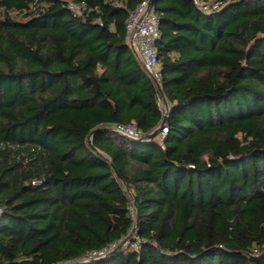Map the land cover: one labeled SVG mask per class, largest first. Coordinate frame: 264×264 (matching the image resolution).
I'll use <instances>...</instances> for the list:
<instances>
[{"label":"trees","instance_id":"1","mask_svg":"<svg viewBox=\"0 0 264 264\" xmlns=\"http://www.w3.org/2000/svg\"><path fill=\"white\" fill-rule=\"evenodd\" d=\"M73 1L0 0V264H264V0H153L157 80Z\"/></svg>","mask_w":264,"mask_h":264},{"label":"built area","instance_id":"2","mask_svg":"<svg viewBox=\"0 0 264 264\" xmlns=\"http://www.w3.org/2000/svg\"><path fill=\"white\" fill-rule=\"evenodd\" d=\"M194 2L203 10L218 7L217 2L205 3L198 0H194ZM68 6L74 14L80 13V5L73 0H69ZM127 32L129 45L140 58L150 76L157 80L159 77V60L156 42L160 37L159 20L157 12L149 0H143L134 10L130 11ZM165 115L167 116V111ZM114 129L135 139L143 137L142 131L135 124H116ZM167 131L168 128L164 126L161 133L166 134ZM119 243H112L100 250L91 251L83 260L102 257L117 247Z\"/></svg>","mask_w":264,"mask_h":264},{"label":"water","instance_id":"3","mask_svg":"<svg viewBox=\"0 0 264 264\" xmlns=\"http://www.w3.org/2000/svg\"><path fill=\"white\" fill-rule=\"evenodd\" d=\"M149 2L152 4L153 0H149ZM166 118L167 116L165 115L163 120L161 121V123L153 130L151 131L150 133L146 134L145 136L139 138V139H135V138H132L131 136L129 135H126L124 133H121L123 134L125 137L129 138V139H133V140H150L154 137H156L159 132L162 130V128L164 127V124H165V121H166ZM98 129H94L89 137V143L90 145L96 149V147L94 146L93 144V135L94 133L97 131ZM128 240H131V234H129L123 241H121L117 247H115L111 252L115 251L116 249L122 247Z\"/></svg>","mask_w":264,"mask_h":264},{"label":"rangeland","instance_id":"4","mask_svg":"<svg viewBox=\"0 0 264 264\" xmlns=\"http://www.w3.org/2000/svg\"><path fill=\"white\" fill-rule=\"evenodd\" d=\"M156 139H157V140H160V139H161V136L157 135V136H156ZM130 242H131V240H128V241L124 244V246L127 245V244L130 243Z\"/></svg>","mask_w":264,"mask_h":264}]
</instances>
